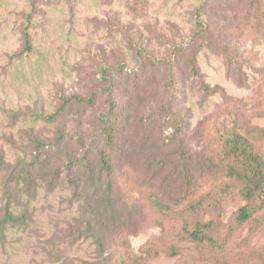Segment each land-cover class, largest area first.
<instances>
[{
    "label": "rangeland",
    "instance_id": "obj_1",
    "mask_svg": "<svg viewBox=\"0 0 264 264\" xmlns=\"http://www.w3.org/2000/svg\"><path fill=\"white\" fill-rule=\"evenodd\" d=\"M220 123L264 156V0H0V264H264Z\"/></svg>",
    "mask_w": 264,
    "mask_h": 264
},
{
    "label": "trees",
    "instance_id": "obj_2",
    "mask_svg": "<svg viewBox=\"0 0 264 264\" xmlns=\"http://www.w3.org/2000/svg\"><path fill=\"white\" fill-rule=\"evenodd\" d=\"M27 39L29 33H25ZM193 63V62H192ZM193 68L196 67L193 65ZM215 89H210L209 86L205 87L206 93L214 92ZM167 104L166 109L170 107ZM230 121L232 127L240 126L238 116ZM111 124L109 131H116L117 127H113ZM217 140L219 143V153L222 159L227 162V174L228 176L243 183V194L247 200V204L241 207L238 211V218L241 220L249 219L252 214L257 210L264 208V156L256 151L254 144L247 138V136L239 131L229 130V127L220 123L217 126ZM258 132L264 134V128L258 129ZM108 138L112 139V135L108 134ZM182 156L190 162L191 157L184 149L182 143H180ZM101 160L106 168L111 169V157L105 152H101ZM201 163V162H200ZM251 202H255L253 207H249ZM20 221V217H14V213L8 211L6 215V222ZM192 238L196 240H202L203 231L201 228L189 231ZM209 238V237H208ZM210 240L215 244L216 242L210 237Z\"/></svg>",
    "mask_w": 264,
    "mask_h": 264
}]
</instances>
